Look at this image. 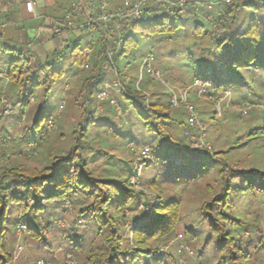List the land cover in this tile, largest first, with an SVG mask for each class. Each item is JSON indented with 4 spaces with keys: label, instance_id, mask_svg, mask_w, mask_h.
<instances>
[{
    "label": "trees",
    "instance_id": "16d2710c",
    "mask_svg": "<svg viewBox=\"0 0 264 264\" xmlns=\"http://www.w3.org/2000/svg\"><path fill=\"white\" fill-rule=\"evenodd\" d=\"M21 1L25 3L26 0ZM152 8L155 10L153 17L124 23V43L114 54L118 74L109 72L103 84L104 87L106 82L118 77L125 85L118 97L124 96L129 105L122 106L123 113L118 118H123L130 106L137 111L136 116L129 111L121 127H127L128 134L140 132L157 141L160 152L151 145L154 157L147 162L146 167L150 169L148 176L140 181L142 188L131 183L132 175L116 180L109 173L104 174L106 168L99 164L108 162L113 166L118 162L108 151L110 148L103 146L97 137L100 131L108 130L102 126L103 111L96 115L99 102L96 104V98H93L94 88L106 71L102 68L106 49L104 33L95 34L99 37L95 54V35L90 40L89 33L84 32L63 31L60 35H52L51 52L45 56L43 48L40 51L35 46L37 55L31 51V38L25 27L19 30L16 38L0 43V59L13 53L12 59L5 61L8 63L6 72L11 78L6 91L10 102L17 105L22 101L20 107L24 112L29 100L36 95L37 85L42 84L41 101L29 109L27 120L31 124L23 129L24 135L31 129L34 134L38 132L52 85L56 78L64 75L65 70L59 67V63L67 56L72 63L77 59L81 62V72L73 84L66 87L70 96L67 103L70 104L69 110L75 111V123L68 132L58 131L55 136L56 142L66 143L65 149L57 154L51 153L45 164L27 165L26 156L8 164L1 163L0 264H32L33 257L57 262L59 254L40 257V249L53 250L54 242L67 246L79 264H133L135 260L137 264H181L183 258L189 264H264V236L256 232L263 230L260 217L264 216V154L256 158L252 156L258 147L264 148L259 145L262 137L258 129L228 142L224 137L230 133L229 121L222 126H211L206 122L208 133L211 130L214 139L213 151L190 147L184 137L187 120L181 129V122L171 112L173 107L165 91L156 88L157 82L147 72L142 76L140 89L137 87L140 66L133 51L140 41H165L172 54L179 55L178 63L187 64L182 61V55H185L191 59L188 64H194L200 72L212 70L219 74L213 81L215 92L230 82H235L240 90L254 91L257 85L264 87V2L219 0L211 8L206 5L190 7L189 14L172 13L161 5ZM197 10L201 11V17L196 16ZM7 19L14 20L15 17L8 15ZM83 39H86L84 46ZM150 51L157 60L154 48ZM86 63L90 74L82 78ZM68 69L71 70V66ZM39 74H43L42 83L37 79ZM202 76L197 73L189 81L192 83L196 77L204 78ZM183 84L188 83L184 81ZM147 93L149 100L144 107L136 98L146 101ZM255 96L243 98L264 101L261 95ZM191 99L198 101L201 113L207 111L208 105L199 100L196 92L190 94ZM255 110L258 109L252 108L247 114L239 111V116L248 122L258 116ZM14 117L7 118V121ZM19 117L22 118L23 113ZM96 120L100 121L97 127L93 125ZM9 124L0 128V134L5 135L0 161L8 151L21 147L23 142L7 136L11 134ZM47 125L48 122L40 131L43 141H49L52 134ZM130 144L137 145L133 141ZM119 161L122 172L124 165L121 162L124 161ZM189 184L194 187L187 190ZM13 186L19 187L21 192L12 190ZM144 187L157 195L156 203L151 206L152 216L142 209L136 211L141 202L149 205ZM248 200H253L251 208L242 210L238 204ZM192 201L198 203L192 205ZM49 204L55 205L56 210L41 215L39 209ZM59 207L64 208L63 213L58 211ZM126 210L132 211L136 220L140 219L132 241L126 235ZM55 217L85 219L86 227L68 224L57 228L51 226ZM43 223L48 226L45 235L41 233ZM18 224L28 227L22 240L15 228ZM89 224L95 233L92 240L80 232V228L86 230ZM180 233L193 250V256L181 249L180 240L164 251L163 247ZM246 233H250L249 236H244ZM121 241H124L123 245ZM18 246L22 249L16 262L14 251ZM27 246L34 249L31 256L22 254Z\"/></svg>",
    "mask_w": 264,
    "mask_h": 264
},
{
    "label": "rangeland",
    "instance_id": "374dc122",
    "mask_svg": "<svg viewBox=\"0 0 264 264\" xmlns=\"http://www.w3.org/2000/svg\"><path fill=\"white\" fill-rule=\"evenodd\" d=\"M24 1V0H23ZM190 1V0H189ZM22 1L21 0H0V23L4 24L5 26V30H6V36L3 38L2 42H6L8 41L10 38H16L18 36V32L21 28L25 27L26 30H28L29 26L32 24H36L38 23L37 19L40 18H32V19H25L23 13H22ZM191 3H193L192 1H190ZM192 7V6H190ZM189 7V8H190ZM190 10V9H189ZM14 15L15 19L14 20H8L7 17ZM142 21V20H141ZM133 22V21H132ZM47 27H49V30H45L42 29V33H46L47 39H49V44H45V42L42 44V48L44 51L43 56H45L48 52H51V48H52V41H51V37L53 35L52 30H51V25H47ZM76 34H79L78 32H76ZM89 37V35H88ZM38 39V38H37ZM36 39V40H37ZM42 39H46V37L43 36L42 34ZM36 40H30V43L32 44L31 47V51L37 55L36 52V48H35V44L37 43ZM94 41H96V48L94 49V54L97 53V44H99V37L98 35H95L94 37ZM47 45V46H46ZM86 45V39L82 40V46ZM154 48V51L157 55V60L155 61V65L162 70V72L165 74L166 78H168L171 82H173L175 85L177 86H181V87H188L190 86L192 83L191 81H189L190 78H192L195 74L197 73H201L203 74L202 77H204L205 79L209 80L211 82L212 85V89L215 88V84H214V80L216 79L217 75H219L218 73L214 72V71H210V72H204V71H199L194 67V64L190 65L188 64L187 61H190L188 59L187 56L182 55V61H184L187 64H180L178 63L179 60V55L175 56L174 54H172V49H170L169 47H167V43L165 41L161 42V43H157V42H139L138 45L136 47H134V54L136 56V60H137V64L138 66H141V63L145 57V55L150 52V50ZM47 50V51H46ZM42 51V50H41ZM13 53L8 54L7 56L2 57L0 60L2 61H8L10 59H12ZM42 56V53H41ZM52 57V54H51ZM87 60V59H86ZM80 59H77L74 63L71 62L70 56H67L64 58V60L59 63V67H61L62 69H64V75L62 78H56L52 88H51V92L49 95V101L46 105V107L43 109L44 112V119L41 120V125L38 128V132L36 134H34V131L31 129L26 135H24L23 129L25 128V126L30 125V121L27 120L28 114H29V109L31 107H35L40 101H41V93H42V84L37 85L36 87V95L35 97L31 98L29 101V103L27 104V106L24 108V112L22 110L21 107H16V110L8 115L2 116L0 117V128H3L4 125L9 124V128L11 131V134H8L7 136H10V138H14L16 140L22 139L23 142L21 143V147H13V150L8 151L7 154L5 155V157L0 161V166L1 163L3 164H8L11 161L18 159L20 156H26L24 161L27 165H36V164H45L48 160H49V155L52 154H57L60 151H63L65 149V145L66 143L61 144L60 142H56L55 141V136L56 134H58L60 132H68V130H70L73 127V124L75 123L74 119H73V115H75V111L71 112L70 109V104L68 105L67 100L70 96H68V91L66 89L67 85L73 84V82L76 80V75L78 73L81 72V66H80ZM90 66H92L93 64V60L91 61L90 58ZM71 66V70L68 69V67ZM193 66V67H192ZM85 68V72L82 73V78L89 75L90 71H88L87 69H89L88 67L84 66ZM138 73V70H137ZM147 73L144 72L143 75H146ZM110 75L109 72L104 71V74L100 77L99 79V84L94 88V92H93V98L95 99V103L97 104V93L99 92L100 89L103 88V84H104V78H106V76ZM205 75V76H204ZM42 78H43V74H39V76L37 77L38 81H41L42 83ZM108 81V80H107ZM186 81V83L188 84H183V82ZM68 82V83H66ZM110 82V81H108ZM156 88L160 89L161 91H165V95L166 97H169L168 95V91L159 83H155ZM164 89V90H163ZM225 89H229L232 91V99L230 101V105L227 108V112L226 115L229 118V122H228V126H229V132L227 133V135L224 137L225 140H227L228 142H232L235 138H237L238 135H241L245 132H249L250 130L253 129H258V132L260 134V136L262 137L259 142V145H261L262 147H264V110L261 109L258 106H255V111H258L256 113H258V116L256 118L251 119L248 122H245L243 120V118H241L239 116V108L244 104V102H252L255 104H264V101H259L257 98L254 99V101L252 100H248L243 98L244 96H246L247 98H252V96L254 97L255 94L257 95H261L263 100H264V87H261L259 85L254 87V91L247 89L246 91L243 89L240 90V87L238 85L235 84V82H230L227 85L223 86L220 88V90H218V92H222ZM192 92H196V88H191L190 89V94ZM112 93L115 97H117V99H119L120 104L126 108L127 104L129 105V100L126 99L124 96L122 98L118 97L119 92L116 90H112ZM257 97V96H255ZM239 98V99H238ZM236 99L239 100V102L237 103ZM199 100H203L205 102L207 106V111L206 112H200V109L198 106L199 103L197 100L195 99H191V101L196 105L197 109L199 110V112L201 113V116L204 118V120L207 122V124L209 123L211 126L213 125H224L223 123H225L226 121H224L223 118H220L217 116L216 113V107L213 104L212 100L204 97V98H199ZM101 105L104 106V110L102 112L101 117L103 118V125L105 129L108 130H104V131H100L97 135V137L99 138V140L101 141L102 145L110 148L108 151H110V153L112 155H114L117 159V163L116 165H111L108 162H99V164L101 165V167L106 168L105 173L104 174H108L111 177H114V179L119 180L122 177H127V176H131V175H135L137 172L136 169V165L134 162V157H133V149L131 147H129V144L133 141L135 143H137V145H135L133 148H136L137 146H141L144 143H148L150 145L153 146V148L156 150V152H160L158 146H157V141L150 137L149 135H143L140 132L137 133H132V134H128L129 129L127 127H121L123 126V121H125V119H127L128 115H129V111H132L133 116H136L137 111L134 107L130 106V108H128L125 112L126 115L123 116V118H118V116L116 114H114L113 112V108L110 105L108 100H103L100 102ZM11 104L15 107L16 103H12ZM60 104H64V107L61 108ZM171 112H173L174 114L177 115L179 121L181 122L180 126L181 129H183L185 127V123L187 120V111L184 107H179V108H172ZM23 113V117L20 118L19 116ZM98 115V114H96ZM15 116V117H14ZM11 117H14L13 119H11L10 121H7L8 119H10ZM51 117H56L57 119V123L55 124V126L53 127V129L50 131L51 133V137L49 139V141H43L42 140V133L40 132L41 129H43L45 127V125L47 124L49 118ZM8 118V119H7ZM128 121V120H127ZM100 123V121L96 120L93 125L95 127L98 126V124ZM56 127V128H55ZM114 130V131H113ZM117 130V131H116ZM117 133H116V132ZM1 132V129H0ZM40 132V133H39ZM114 132V134H113ZM116 133V134H115ZM118 134V135H117ZM35 136V137H34ZM0 137H3V141H4V134H0ZM36 138V141L34 140ZM208 139L212 142L213 139V135L211 130H209L208 133ZM132 140V141H131ZM3 141L0 143V148L3 144ZM229 145V144H228ZM21 148V149H20ZM251 152V151H250ZM249 152V153H250ZM21 153V154H20ZM25 154V155H24ZM259 154H264V148L259 149V147L257 148V151L254 153V155L252 154L253 157H258ZM21 158V157H20ZM119 159L124 161L121 162L124 165V170L122 172H120L119 170ZM147 163L144 164L141 176L139 177V180L142 181L144 180V178H146V176H148V167H146ZM108 167L110 168L108 170ZM130 172V174H129ZM194 185V184H193ZM192 184H189L186 189H191L193 188ZM140 186L142 187V183L140 182ZM191 186V187H189ZM144 192L147 194L146 198L148 201H153L157 200V195L154 193V191H152L151 189H147L144 187ZM48 194V192H47ZM54 201V200H52ZM251 201L253 200H248V201H242L241 203L238 204L239 207H242V210H248L251 208ZM156 202V201H155ZM143 202H141L139 204L138 209L136 210L141 211V204ZM198 202L197 201H192L191 204L192 205H196ZM68 206L70 205V203L67 204ZM69 210H72V206L68 207ZM63 207H59L58 211L60 210V213H63ZM56 210V206L55 205H51L49 204L48 206H45L44 208H40L39 209V213L42 215L47 211H50L51 213H53ZM132 211L130 210H126V215L127 217L131 216ZM71 214L72 211H71ZM55 215V214H54ZM57 216H60L59 214ZM61 216H63V214H61ZM65 216V215H64ZM240 216H243L240 213ZM53 219V223L51 224V226H56L57 228L62 227L63 225H77L79 227H86V220H77L75 217H71L70 220L68 219H64V218H52ZM260 223L263 226V230L260 231L259 229L256 231L258 234L263 235L264 236V216L260 217ZM44 229H42L41 233L42 235H45L46 233H48V226L45 225L43 223ZM80 228V232L85 233L88 236L89 240H92L95 238V233L93 231L92 228V224H89V227L86 228V230L81 229ZM18 233V232H17ZM127 230H126V235H127ZM19 234V233H18ZM250 233H246L244 236H249ZM255 234V233H253ZM23 235L24 233H21L20 236V240L23 239ZM178 237V236H177ZM173 239L169 242V247L177 240ZM179 241V240H178ZM184 241L187 243V241L184 239ZM264 241V238H263ZM179 246H181V241H179ZM53 250L49 249V248H43L44 251H42V248L40 249V257H47V256H56L59 254V261L57 262H53L55 264H60L63 260L64 257L66 256V254L68 252H72L67 246L59 244L58 242H54L53 243ZM167 249V250H168ZM164 249V251H167ZM16 250L14 251V261L18 262L19 260H17V257L19 256L20 251H18L17 253V257H15L16 255ZM32 253H34V249L32 247H25V249H23V256L24 255H32ZM73 253V252H72ZM74 254V253H73ZM22 257V256H21ZM22 259V258H21ZM36 258L33 257L31 263L35 260ZM44 259V258H43ZM186 261V264L188 263V260L186 258H183ZM183 259L181 261V264L183 262ZM137 260L133 261V264H137Z\"/></svg>",
    "mask_w": 264,
    "mask_h": 264
},
{
    "label": "built area",
    "instance_id": "2783aa9c",
    "mask_svg": "<svg viewBox=\"0 0 264 264\" xmlns=\"http://www.w3.org/2000/svg\"><path fill=\"white\" fill-rule=\"evenodd\" d=\"M258 2H264V0H253ZM206 5L211 8L214 2L212 0H197L191 3L189 0H123L121 6L114 10L108 9L107 0H97L96 2H86L85 0H73L70 7L66 10L61 18L50 17L48 24L51 25L53 35H60L63 31H69L71 33L78 32L79 34L89 33V39L91 40L93 35L96 33H104L106 47L104 51L105 61L102 63V68L107 72H112L115 75L118 74V69L114 64V54L120 50L124 43V32L123 25L125 22L147 20L155 15V10L152 8L154 5H161L168 9L170 12L179 14H189V7L191 5ZM26 10L32 14L34 18H40L41 14L37 9L36 0L25 1ZM197 17H201V14H196ZM6 30L4 24L0 23V43L5 37ZM30 48L32 44L30 43ZM90 54V51H88ZM155 54L148 52L140 66V77L137 82V87L140 89V82L144 72H147L149 76L157 83L161 84L169 93V103L173 108L184 107L187 111V123L188 127L184 131V137L190 147L192 148H203L209 151H213V144L208 139V128L206 121L201 116V113L197 109L196 105L190 100V89L196 88V95L198 98L207 97L212 100L216 107L217 116L223 118L224 121H229L226 115L227 108L230 105L232 99V91L225 89L222 92H215L212 89L211 82L207 79L196 77L193 83L188 87H181L175 85L165 74L159 69L155 63ZM8 63L0 61V115L10 114L16 107L23 105L20 101L15 105L11 104L8 96L6 95L7 87L11 81L10 75L6 72ZM89 67V64H85ZM112 90L122 92L125 90L124 83L117 77L110 82H106L105 86L97 93V100L99 102L96 114H99L104 110V106L101 105V101L108 100L110 105L113 107L114 112L117 116L122 115L123 107L120 104L117 97L112 93ZM147 100L137 99L136 101L142 106H146L149 100V94L147 93ZM255 106L260 107L264 110V104H255L252 102H244V104L238 109L241 113L247 114L250 109ZM61 108L64 104L60 105ZM56 124V118H51L48 121L47 130L51 131ZM3 141V137H0V143ZM129 147L133 149L134 162L136 165L137 172L135 175L130 177L131 183L136 188H142L140 186L139 177L141 176L144 164L147 163L154 157V151L150 144H144L138 148H133L132 144ZM12 190L20 193L21 190L17 186H13ZM156 200L149 201V205L141 204V209L145 210V214L150 216L153 215L152 205L155 204ZM138 217V216H137ZM142 217V216H139ZM131 216L127 217L125 228L127 235L130 240H133V234L135 227L140 223V219ZM17 232L21 235L27 230V225L18 224L15 226ZM177 240L181 241V249L186 250L190 256L194 255L193 250L184 241V236L180 233ZM124 241H121L123 245ZM169 245H165L163 248L167 250ZM22 246L17 247L15 252L17 257L18 251H21ZM32 264H55L50 260L43 258L36 259ZM60 264H79L75 254L68 252L64 260ZM182 264H186L183 259ZM197 264H206L204 262H198Z\"/></svg>",
    "mask_w": 264,
    "mask_h": 264
},
{
    "label": "crops",
    "instance_id": "0c3cea01",
    "mask_svg": "<svg viewBox=\"0 0 264 264\" xmlns=\"http://www.w3.org/2000/svg\"><path fill=\"white\" fill-rule=\"evenodd\" d=\"M37 1V9L38 12L41 14L40 19L38 20V23L32 24L29 26L27 30V34L32 40H36L37 43L35 46H37L40 51L42 50V44L45 42V44H49V39H47V34L42 33V29L49 30L50 28L47 27L48 25V19L50 17L55 18H61L66 10L70 7L73 0H36ZM86 2H96L97 0H85ZM108 1V9L114 10L117 7L121 6L123 0H107ZM192 2H195L197 0H190ZM208 1V0H207ZM214 3H216L219 0H212ZM192 8H200L203 6L202 4L199 5H191ZM22 13L25 17V19H32L34 18L31 13H29L25 8V3L22 2ZM201 14L200 10H197V14ZM42 34L46 39H42ZM46 45V46H47Z\"/></svg>",
    "mask_w": 264,
    "mask_h": 264
}]
</instances>
